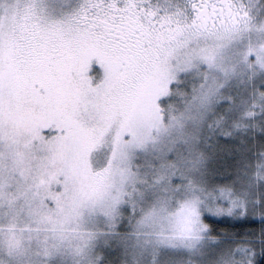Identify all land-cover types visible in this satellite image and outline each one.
Here are the masks:
<instances>
[{
	"label": "snow or ice",
	"instance_id": "obj_1",
	"mask_svg": "<svg viewBox=\"0 0 264 264\" xmlns=\"http://www.w3.org/2000/svg\"><path fill=\"white\" fill-rule=\"evenodd\" d=\"M0 264H264V0H0Z\"/></svg>",
	"mask_w": 264,
	"mask_h": 264
}]
</instances>
